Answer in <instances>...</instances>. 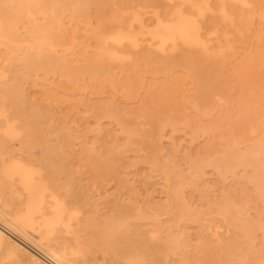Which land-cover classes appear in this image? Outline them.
Listing matches in <instances>:
<instances>
[{
	"label": "bare ground",
	"instance_id": "6f19581e",
	"mask_svg": "<svg viewBox=\"0 0 264 264\" xmlns=\"http://www.w3.org/2000/svg\"><path fill=\"white\" fill-rule=\"evenodd\" d=\"M229 115L242 137L225 160L244 165L258 219L250 199L244 211L229 199L195 210L162 164L164 196L139 192L120 177L125 156L87 135L107 119L130 143L158 145L166 127L208 133ZM255 120L264 123V0H0V264H264ZM123 189L130 222L105 210Z\"/></svg>",
	"mask_w": 264,
	"mask_h": 264
},
{
	"label": "rangeland",
	"instance_id": "374dc122",
	"mask_svg": "<svg viewBox=\"0 0 264 264\" xmlns=\"http://www.w3.org/2000/svg\"><path fill=\"white\" fill-rule=\"evenodd\" d=\"M89 123L91 127H96L94 119H89ZM254 123L256 135L262 136L264 123L257 120ZM177 127H166L158 145L150 141L130 143L125 137L127 133L107 119H100L97 136L93 132L87 135L104 155L111 149L110 146H115V151L125 156L127 164L120 168V177L133 182L139 192L145 193L147 190L157 199L164 196L161 185L165 175L159 170L162 164L168 170L175 171V179L182 181L176 187L181 188L184 197L193 199L195 210L200 209L202 212L207 203L222 204L229 199L244 211V201L250 199L247 204L251 217L258 219L262 208L251 197L253 188L244 179V165L237 166L225 160L229 141L242 137L238 116H227L219 129L208 133L180 124ZM233 151L242 157L244 163V143L239 141ZM155 153L159 162L152 166L150 161ZM115 197L117 201L109 203L105 210L115 214L119 220L130 222L134 211L130 207L131 193L124 189L118 190L110 194L109 200L113 201ZM192 233L197 234V229H192ZM254 245L256 249L264 248L263 231L256 232ZM150 258L149 264H165L161 257L152 255Z\"/></svg>",
	"mask_w": 264,
	"mask_h": 264
}]
</instances>
